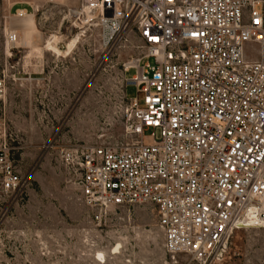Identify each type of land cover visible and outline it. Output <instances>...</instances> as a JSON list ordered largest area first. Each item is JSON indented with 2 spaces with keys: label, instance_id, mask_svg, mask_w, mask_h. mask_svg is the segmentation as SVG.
I'll use <instances>...</instances> for the list:
<instances>
[{
  "label": "built area",
  "instance_id": "built-area-1",
  "mask_svg": "<svg viewBox=\"0 0 264 264\" xmlns=\"http://www.w3.org/2000/svg\"><path fill=\"white\" fill-rule=\"evenodd\" d=\"M81 10L110 33L133 27L142 53L124 84L128 139L60 149L79 199L97 212L151 203L168 253L221 260L234 229L264 228V8L255 0H81ZM5 91L0 74V102ZM24 186L0 113V193Z\"/></svg>",
  "mask_w": 264,
  "mask_h": 264
},
{
  "label": "rangeland",
  "instance_id": "rangeland-1",
  "mask_svg": "<svg viewBox=\"0 0 264 264\" xmlns=\"http://www.w3.org/2000/svg\"><path fill=\"white\" fill-rule=\"evenodd\" d=\"M89 14L81 0H0V113L25 180L19 191L0 193V264H196L163 248L151 203L98 212L83 204L60 156V149L128 139L124 84L141 44L133 27L105 34ZM26 15L34 25L24 30ZM52 35L60 50L74 39L69 52L47 49ZM134 93L126 84L125 95ZM210 264H264V228L234 229L223 258Z\"/></svg>",
  "mask_w": 264,
  "mask_h": 264
},
{
  "label": "bare ground",
  "instance_id": "bare-ground-1",
  "mask_svg": "<svg viewBox=\"0 0 264 264\" xmlns=\"http://www.w3.org/2000/svg\"><path fill=\"white\" fill-rule=\"evenodd\" d=\"M85 13H86V16H87V18H89V16H90V14H89V12L88 11H85ZM24 15L25 14H23V16L21 17V18H23L24 17ZM87 18H85V19H87ZM33 18H32V15H26V17L22 20V23H21V26H22V28L24 29V30H26V29H28V28H33ZM101 25H102V27H103V29H104V32H105V34H109L110 33V31L107 29V27L103 24V23H101ZM29 31V30H28ZM27 34V33H26ZM53 36L54 35H52V36H50L48 39H47V41H46V48L48 49H53V50H55L56 52H59V51H61V52H64V53H66L67 51L69 52V49H70V47H71V44L73 43V41H74V39L73 40H71L70 42H67L66 44H65V48L63 49V50H60L59 48H57L58 46H55V45H53L51 42L53 41L52 39H53ZM56 38V37H55ZM55 38H54V40H55ZM50 39L52 40V41H50ZM61 52H60V54H61ZM59 54V53H58ZM131 69V68H130ZM117 248V247H116ZM99 255H101V254H99Z\"/></svg>",
  "mask_w": 264,
  "mask_h": 264
}]
</instances>
